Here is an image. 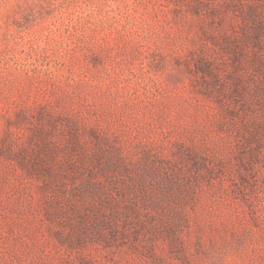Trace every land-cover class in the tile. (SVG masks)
I'll return each mask as SVG.
<instances>
[{"label":"rangeland","instance_id":"rangeland-1","mask_svg":"<svg viewBox=\"0 0 264 264\" xmlns=\"http://www.w3.org/2000/svg\"><path fill=\"white\" fill-rule=\"evenodd\" d=\"M0 264H264V0H0Z\"/></svg>","mask_w":264,"mask_h":264}]
</instances>
